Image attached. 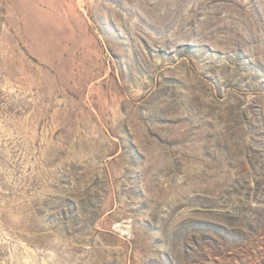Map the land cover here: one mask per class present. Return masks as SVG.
Listing matches in <instances>:
<instances>
[{"label":"rangeland","instance_id":"obj_1","mask_svg":"<svg viewBox=\"0 0 264 264\" xmlns=\"http://www.w3.org/2000/svg\"><path fill=\"white\" fill-rule=\"evenodd\" d=\"M0 264H264V0H0Z\"/></svg>","mask_w":264,"mask_h":264}]
</instances>
